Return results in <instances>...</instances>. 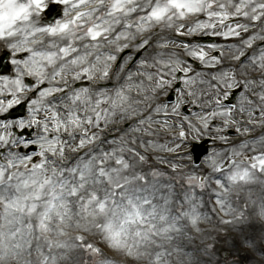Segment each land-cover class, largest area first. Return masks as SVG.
Masks as SVG:
<instances>
[{"label":"snow or ice","instance_id":"1","mask_svg":"<svg viewBox=\"0 0 264 264\" xmlns=\"http://www.w3.org/2000/svg\"><path fill=\"white\" fill-rule=\"evenodd\" d=\"M59 3L64 19L40 26L36 18L46 0H0V41L26 53L12 61L13 76H0V258L26 253L23 264H83L71 257L79 252L90 264H115L111 249L138 264H219L202 224L211 222L209 213L226 226L264 217V192L257 202L251 191L264 185V136L213 150L206 172L183 167L186 152L157 157L171 174L149 164V154H179L189 136L194 140L214 122L217 134L236 127L237 113L255 121L259 109L264 124V0ZM158 26L176 37L199 33L238 43L176 45L175 38L157 34L153 54L115 89L66 90L69 76L110 78L117 55L99 52L105 42L116 53L137 39V49L152 47ZM225 49L234 65L223 66ZM217 50L219 56L211 54ZM189 59L210 72H194ZM241 87L237 102L226 103ZM169 91L175 99H162ZM16 106H26V115L7 119ZM117 117L134 118L129 132L106 150L62 163L66 154L96 143L101 123L107 127ZM162 136L170 138L161 143ZM218 139L228 143L224 135ZM33 145L38 152L22 151ZM73 224L77 234L70 235ZM96 236L105 247L97 246Z\"/></svg>","mask_w":264,"mask_h":264},{"label":"rangeland","instance_id":"2","mask_svg":"<svg viewBox=\"0 0 264 264\" xmlns=\"http://www.w3.org/2000/svg\"><path fill=\"white\" fill-rule=\"evenodd\" d=\"M61 4V3H60ZM64 8H65V6L64 5H62L61 4V11H63L64 12ZM42 13V12H41ZM40 13V14H41ZM142 14V13H141ZM40 16V15H39ZM38 18V19H37ZM36 19H37V21L39 22V17H37ZM133 18H135V17H133ZM118 29H119V26H117V28H116V31H118ZM113 35H115L114 33H113ZM218 38H220V37H218ZM110 39H111V37H110ZM222 40H223V38H222ZM222 40H220V41H222ZM229 40H231V39H229ZM220 41L218 42L217 41V44L218 45H222V42H221V44H219L220 43ZM2 43H4V42H2V41H0V44H2ZM5 44V43H4ZM112 47L113 48H115V46L114 45H112ZM148 48V47H147ZM151 50V49H150ZM150 50H148L147 52H149V54L151 53V51ZM227 53H229L227 50L224 52V54H227ZM212 54H213V52H212ZM214 55V54H213ZM230 56H231V53H230ZM189 64H191L192 65V67H193V69H194V72H199V71H201L203 68H205L207 71H210L208 68H206V67H203V66H201L200 64H199V62H197L198 63V66H196V65H194V64H192L190 61L188 62ZM12 65H14L13 63H12ZM15 65H14V71H13V73L9 76V77H11V76H13V74L15 73ZM135 71H137V68L135 69H133V70H131L130 72H135ZM85 78L86 77H84V78H81L82 80H85ZM80 80V79H79ZM75 82H78V80H76ZM84 88H87V87H84ZM116 88V87H115ZM114 88V89H115ZM108 90H112L111 88H109ZM259 111V109H257L256 110V113H255V115L257 114V112ZM260 117V116H259ZM116 119H119L120 121H122V120H125V119H121V118H119V117H117ZM115 119V120H116ZM214 124H215V122H214ZM102 126H104V124L103 123H101V125H100V129H97L96 131L99 133V136L101 137V127ZM218 126V123H216V126L215 127H217ZM215 127H212L209 131H205V132H203V134L201 135V136H198V137H196L195 138V141H198V142H201L202 140H204V139H206V138H210V139H212V142L210 143V146H209V149H210V152H209V154L211 153V152H213V150H217V151H219V150H221V149H224V150H227V149H225V147L223 148L222 146H223V144H221V143H219V144H215V141H214V139H217V137L220 135V133L219 134H217L215 131H214V129H215ZM222 135H224V136H226L225 135V133H224V131H223V133H222ZM227 137V136H226ZM120 138V137H119ZM119 140V139H118ZM162 140L163 139H161L160 140V142L161 143H163L162 142ZM222 142V141H221ZM214 144L215 145H217V146H214ZM186 148H188V144L187 145H185L184 147H182L179 151H182V150H184V149H186ZM106 150V149H105ZM163 153H165V152H163ZM167 154H169V153H167ZM154 152L152 153V157H151V153L149 154V164H152V165H154V166H156V167H158V168H160L161 170H163V171H166V172H168L169 174H171V169L168 167V164H167V162L165 161V163L163 162V163H160L159 161H157V158H154ZM174 156H179V155H176V154H171L170 155V157L171 158H173ZM179 158V157H178ZM191 158H192V155H191ZM206 158V157H205ZM205 158L202 160V162H203V164H204V166H206L205 165V163H204V161H205ZM36 159H38L37 157H34V161L36 160ZM186 164H189V165H187L186 167L188 168V167H191L192 165H196L195 163H194V161H193V158L191 159V163H187V162H185ZM197 165H199L200 167H201V169L202 170H204L205 172L207 171V168H204L203 167V165L202 164H197ZM257 186H259L260 187V190L262 191V192H264V185H259V184H257ZM246 191V190H245ZM246 194L247 192H242L240 195H241V197L243 196L242 194ZM244 194V195H245ZM244 198V197H243ZM257 199V202H259L258 201V198H256ZM209 206H211V204H209ZM250 207H251V205H250ZM209 215H210V217H211V222H207V223H211V224H218V226H220V227H216V230H214V232H213V234L212 233H208V235H210L212 238H213V240H214V243H215V246H216V248L218 249V251H217V254H216V256L214 257V258H212V259H214V260H216V261H218L219 262V264H224V261L225 260H227L228 261V264H261V263H263L264 264V254H261V251L259 250L260 248H259V246H260V244L262 243V242H264V234L262 235V232L260 233V237L258 238V239H255L254 241H252L251 239H248V240H246L245 238H237L238 240H236L237 242H238V249L237 248H235V247H233V242H234V239H231V238H229V237H227V240H229L230 242H227L224 238H223V236H222V234H223V232L224 231H228V229H231V232L232 233H234L235 234V232H233V230L235 231L236 229L237 230H240L239 232L237 231V233H238V235H240V233H244L245 232V235H247L249 232H247V231H252V227H257L258 225H257V223H259L258 222V220H259V217L258 216H254V215H250L249 216V218H248V221H247V223H245L244 225H233L232 227L231 226H226V225H222V224H220L219 223V220H218V218L216 217V216H212L211 215V213H209ZM226 219H228V217H225ZM260 224V223H259ZM249 225H252L251 227H249ZM242 227H244V228H242ZM250 228V229H249ZM217 229H220V231H218ZM68 231H69V234L70 235H75V234H77L76 233V230L75 229H68ZM247 232V233H246ZM207 238V237H206ZM95 242L97 243V246H100V247H105V245L103 244V242L100 240V238H99V236H96L95 238ZM224 241H226L225 243H224ZM252 243H254L255 244V251H252L248 246L250 245V244H252ZM258 245V251L256 252V246ZM240 249V250H239ZM108 252H109V254L110 253H112L113 255H114V257H111V255H110V257L111 258H113V260H114V262H115V264H138V262L134 259V258H132V257H127V256H125V255H123V254H121V253H118V252H116V251H114V250H111V249H106ZM187 250V249H186ZM188 251V250H187ZM242 251V252H241ZM245 251H248L249 253H250V255H248V256H245L244 258H253V259H251V261L250 262H245L244 260H242L241 259V257L239 256V254H244V252ZM229 252H231V254H229ZM251 255H255V256H251ZM71 257L73 258V259H75V260H77V261H83V264H90V261H89V258H88V256L87 255H84V254H82V253H79V252H73L72 254H71ZM115 258H118L117 260L115 259ZM204 259H209L208 257H205Z\"/></svg>","mask_w":264,"mask_h":264},{"label":"bare ground","instance_id":"3","mask_svg":"<svg viewBox=\"0 0 264 264\" xmlns=\"http://www.w3.org/2000/svg\"><path fill=\"white\" fill-rule=\"evenodd\" d=\"M237 43H238V40H237ZM151 49H153V47L151 48ZM81 50L83 51V48H81ZM152 54L150 53H148L147 55H144L142 58L144 59V58H148V57H150ZM224 67H228L229 65H226V64H224L223 65ZM200 72H205L206 74L207 73H209L208 71H206V70H202V71H200ZM117 121H119V119L117 120ZM255 128L256 129V127H255V125H254V123L253 122H251L250 123V128ZM125 135V134H124ZM117 136V137H116ZM121 136H123L122 134H117V135H115V137H116V139L117 138H119V137H121ZM260 136H264V131H262L260 134H258V135H255L252 139H257V138H259ZM114 137V138H115ZM168 138H170V137H164V136H162L161 138H160V140L161 139H163V142H164V140L165 139H168ZM192 137L191 136H189V141H190V139H191ZM115 139V140H116ZM231 142H233V141H230V140H228V143H226V149H230L231 147H235V146H237V145H239L240 143H242V142H244V141H241V142H239V143H231ZM73 146H75V145H72V147ZM109 147V143H106V142H103L102 144H101V146H95V147H93L91 150H89L85 155H83L82 157H85L88 153H90V152H93L94 150H99V149H107ZM180 152V151H179ZM154 158H157L158 156H164V153L163 152H154ZM82 157H78V158H82ZM151 157H152V153H151ZM184 160V159H183ZM158 161V160H157ZM185 161V160H184ZM73 163H75V161L73 162ZM72 163V164H73ZM165 163V162H164ZM71 166V165H70ZM183 167H185V168H187L186 166H187V164L186 163H184L183 165H182ZM251 191L254 193V195H253V199H256V198H258V197H260L261 196V194H262V191L260 190V187L259 186H257V185H254V186H252V189H251ZM245 192H247V190L245 191ZM245 194V193H244ZM244 194H242L243 196L242 197H244L245 199H246V194L244 195ZM210 207V206H209ZM261 232H263V228L262 227H260V226H257V227H255L254 229H253V231L252 232H250V233H248L247 234V239H251V240H254V239H258L259 237H260V233ZM213 234V233H212ZM241 236H242V234H241ZM243 237V236H242ZM244 237H245V234H244ZM226 241H224V243H225ZM188 251H190L189 249H188ZM245 256H241V259L242 260H244L245 262H250L251 261V259H253V258H244ZM261 264H263V263H261Z\"/></svg>","mask_w":264,"mask_h":264},{"label":"clouds","instance_id":"4","mask_svg":"<svg viewBox=\"0 0 264 264\" xmlns=\"http://www.w3.org/2000/svg\"><path fill=\"white\" fill-rule=\"evenodd\" d=\"M163 28V26H160ZM171 31V30H169ZM38 39H43V37H39ZM6 44V42H4ZM62 104H70V101L67 99H64L61 101ZM66 158L62 161V163H65ZM260 222L264 223V217H259ZM69 229H75V224H73ZM54 235V233H53ZM252 251H255V247L248 246ZM26 257V253L22 254L20 256H8L7 258H0V264H23L24 259ZM140 264H143V262H140Z\"/></svg>","mask_w":264,"mask_h":264}]
</instances>
